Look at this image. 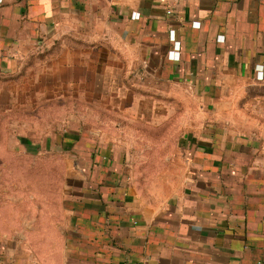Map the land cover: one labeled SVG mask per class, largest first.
<instances>
[{
	"label": "crops",
	"instance_id": "0c3cea01",
	"mask_svg": "<svg viewBox=\"0 0 264 264\" xmlns=\"http://www.w3.org/2000/svg\"><path fill=\"white\" fill-rule=\"evenodd\" d=\"M55 39L155 89L117 92L131 121L179 119L154 140L71 119L57 187L0 157V264H264V0H0V76Z\"/></svg>",
	"mask_w": 264,
	"mask_h": 264
},
{
	"label": "rangeland",
	"instance_id": "374dc122",
	"mask_svg": "<svg viewBox=\"0 0 264 264\" xmlns=\"http://www.w3.org/2000/svg\"><path fill=\"white\" fill-rule=\"evenodd\" d=\"M75 46L78 52H74ZM121 63V58L112 59L106 51L94 50L88 44L79 42L65 48L55 39L27 54L16 73L2 74L0 157L4 158L5 173H10L9 157H18L19 161L23 157L22 163L28 161L27 157L34 158L35 173L49 171L51 186H59L58 175L64 170L63 154L54 139L76 117L84 123L96 124L113 138L125 136L123 128L127 123L143 126L140 133L147 139L163 137L162 130L177 123L180 111L172 118L156 116V119H162L158 124L131 121L135 117L123 114L122 101L114 98L118 96L117 92L124 89L152 93L155 89L127 81L123 86ZM161 87L166 91L172 88L169 84H161ZM173 106L179 108L173 102L166 108ZM114 126L119 129L113 131ZM47 136L50 137L49 145L45 141ZM25 138L34 143L33 149L22 144ZM5 177L9 178V175L5 174Z\"/></svg>",
	"mask_w": 264,
	"mask_h": 264
},
{
	"label": "built area",
	"instance_id": "2783aa9c",
	"mask_svg": "<svg viewBox=\"0 0 264 264\" xmlns=\"http://www.w3.org/2000/svg\"><path fill=\"white\" fill-rule=\"evenodd\" d=\"M170 38L173 40V47L169 51V55L173 56V58H179L180 55V41L176 39L174 33H170ZM258 75H262V70L258 71Z\"/></svg>",
	"mask_w": 264,
	"mask_h": 264
}]
</instances>
